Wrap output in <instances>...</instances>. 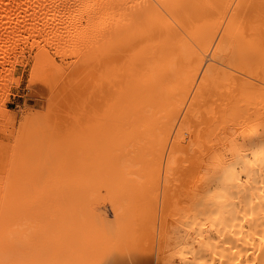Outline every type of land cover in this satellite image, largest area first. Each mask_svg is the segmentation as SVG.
Segmentation results:
<instances>
[{"label": "bare ground", "instance_id": "6f19581e", "mask_svg": "<svg viewBox=\"0 0 264 264\" xmlns=\"http://www.w3.org/2000/svg\"><path fill=\"white\" fill-rule=\"evenodd\" d=\"M26 50L34 52L33 72L42 63L51 64L52 53L61 60L72 57L67 65L83 73L86 80L79 79L86 81L85 88L79 73L74 74L75 86L88 94L69 85L75 96H65L66 90L61 96L77 101L85 95L80 108L68 101L79 109H71L74 115L67 111L72 120L66 116L72 129H79L72 131L77 136L68 132L71 126L62 128L71 141L78 137L77 144L60 136L61 129L51 126L47 135L42 124L37 126L44 119L54 120L53 125L62 120L60 110L69 109L67 101L64 108L56 106L61 115L50 110L54 116L36 126L4 134L9 123L2 121L10 115L4 100L10 85L21 81L12 73L16 65L27 63ZM199 136L208 138L209 145L198 144L193 157L200 158L205 172H195L191 186L174 195L186 201L174 239L176 259L179 264H264V0H0V264H148L151 255L139 240L143 229L141 236L131 234L136 238L122 233L125 210L135 201L129 198L134 180L162 181L166 191L176 166V172L185 170L176 165L179 152H186L184 143ZM72 149L71 158L77 154L79 160L71 173ZM37 162L49 172L59 166L57 173L69 164L64 174L76 172L79 178L73 176L72 182L69 176V183L61 178L67 188L58 182L60 192H50L58 196L50 200L47 191L50 201L40 200L28 174ZM44 177L42 183L59 179ZM70 183L75 184L71 194ZM101 193L108 196L117 232L104 210H93L99 198L93 194ZM165 198L159 199L161 205ZM137 199L138 205H152ZM44 203L54 210L62 204L69 208L59 210L63 222L53 213L62 224L49 215L57 229L48 226L53 223L41 208ZM76 211L79 217L86 215L84 222L82 217L76 221Z\"/></svg>", "mask_w": 264, "mask_h": 264}, {"label": "rangeland", "instance_id": "374dc122", "mask_svg": "<svg viewBox=\"0 0 264 264\" xmlns=\"http://www.w3.org/2000/svg\"><path fill=\"white\" fill-rule=\"evenodd\" d=\"M28 50H26V52L24 53V59H25V61H27V63L26 64H24V67H23V64H18V65H16L15 67H14V70H13V73H12V77L13 78H17V77H20L21 78V81H19L18 82V84L16 83L17 81H16V79H13V82L15 83V84H17L16 86L13 84V85H10V87H9V89H8V91H9V94H8V92H7V95H6V97H5V100H4V105H3V107H5L4 109L5 110H7V112L8 113H10V115H9V117H7L4 121H2L4 124H2V125H5L6 123V125H8V123H9V125H8V127L5 129V127H4V134L5 135H8L10 132H11V134H12V136L14 135V134H16V133H18V131L20 132V131H23V130H20V129H22V126H24V125H26V127H25V130L28 128L29 129V127L31 126H33L32 124H35L34 126H36V123L39 121V120H43L44 118H45V116L47 117V116H50V115H52L51 117H53L54 115L53 114H50V113H52V112H54V114L57 112L58 114L60 113V111H63V112H61V113H65V114H63L62 116V120H59V122H61L60 124H63L62 126L60 125V124H58V123H55L54 125H53V121L54 120H51L52 118L51 117H48V118H51L50 120L52 121V124L51 123H49L48 122V120L49 119H44L45 120V122H44V120L41 122H38L37 123V126H40L39 125V123L40 124H42L40 127H42L43 126V129H44V131H43V133H46L47 135H48V133L49 132H51V131H53L52 129L53 128H51V126L53 127L54 126V129H56V130H58V129H61L62 130V128H66V129H68V127L69 126H71V127H69L70 129L68 130V132H70L71 131V134H73L74 136H77V134L75 135V133H73V132H77L78 130L77 129H72L73 127H74V125H69L70 124V122H68V118H70L72 115L70 114V117H69V113L67 114V111L69 112V110H70V112H71V109H73L72 108V106H70L69 107V105H70V103L68 102V101H70L71 100V103L72 102H75L74 104H73V106H77L78 105V107L81 105V101L80 100H85V95L86 94H88L86 91H85V89H83V88H85V84H86V81H84V82H82V80L83 79H85V77H84V75H83V77H82V72L80 71V70H74L75 69V67L73 68L72 66H68L67 65V63L69 64V62H72L73 60V58L72 57H70L69 58V56H67V57H65L63 60H65V61H63V60H61L60 59V57L59 56H56V55H54V54H52V53H50V59H51V64H49V63H42L41 64V66H39L40 68H37L36 69V71H34L33 72V66H34V63L36 62V60H35V58H34V52H30V54H29V51L27 52ZM53 55V56H52ZM31 56H33V58L31 57ZM27 57V58H26ZM70 60H69V59ZM32 59H33V61H32ZM32 61V62H31ZM69 61V62H68ZM67 62V63H66ZM32 64V66H30ZM64 64V65H63ZM29 65V66H28ZM67 65V66H66ZM43 66V67H42ZM26 67V68H25ZM42 68V72H41V70H39V69H41ZM49 68V69H48ZM23 69V70H22ZM60 69V70H59ZM47 70V71H46ZM38 71H40L41 72V74L38 72ZM55 71V72H54ZM58 71H60V72H58ZM74 73H73V72ZM76 71V72H75ZM40 74L39 76L40 77H37L38 76V74ZM75 73H79V74H77V78L79 79V78H83L82 80L81 79H79V84H80V86H82L83 84H84V86H83V88H81L80 86L78 87L79 89H77L76 90V86H78L79 84H78V82L76 83L74 80H78L77 78L75 79ZM34 74V75H33ZM71 74H73V79H72V81H74L75 83H73V82H71V80L69 79L70 77H72V75ZM78 75H80L79 77H78ZM31 77H34L33 78V81L35 82H29L28 80L31 78ZM37 77V78H36ZM54 77V78H53ZM39 78H41L40 80H39ZM49 79V80H48ZM53 79V80H52ZM58 79H59V81H58ZM62 79V80H61ZM46 80H47V82H46ZM68 80L71 82H68ZM86 80V79H85ZM37 81H40L39 82V84H37ZM50 81H52L51 83H50ZM66 81L68 82V83H66ZM80 81H81V83H80ZM27 82V83H26ZM28 82H29V84H28ZM34 83V85H33V87H32V84ZM49 83V84H48ZM27 84H28V86H27ZM42 84V85H41ZM68 84V85H67ZM73 84V85H72ZM78 84V85H77ZM46 85V86H45ZM51 87H50V86ZM67 85V86H66ZM69 85L71 86V87H74L75 85V91L74 92H76L77 91V93H78V91H79V93L78 94H83L84 92L83 91H85L86 92V94L85 95H83V98L81 97H79V100H77L76 101V98L75 97H72L73 99H70L69 100V98H66L65 97V100H62V99H64V96H63V94H64V92H65V90L66 91H68V93L67 92H65V96H67V97H70V95L72 96V94H73V96H75L74 94H76V93H72L73 92V90L71 89V87H69ZM31 86V87H30ZM39 87H40V89H39ZM44 88V89H42V88ZM49 87H50V89H49ZM56 87V88H55ZM88 87V86H87ZM31 88V89H30ZM34 88V89H33ZM68 90H67V89ZM70 88V89H69ZM52 89V90H51ZM81 89H82V91H81ZM30 90H33V91H30ZM44 90V91H43ZM51 92H50V91ZM88 91H89V87H88V89H87ZM46 91V92H45ZM72 91V92H71ZM35 92V93H34ZM72 93V94H70V93ZM44 93H46V94H44ZM68 94V95H67ZM63 98H62V97ZM78 96H80V95H78ZM77 96V97H78ZM59 98V99H58ZM62 98V99H61ZM74 98H75V101H72V100H74ZM67 99V100H66ZM78 99V98H77ZM48 100V101H47ZM60 100V101H59ZM62 101H63V103H62ZM64 101H67V103L66 102H64ZM52 102V103H51ZM60 102H61V104H60ZM68 105H66V104ZM80 103V104H79ZM47 104V105H46ZM54 104V105H53ZM64 104V105H63ZM29 106V107H28ZM56 106H60L61 108L63 107H65V106H67L68 108V110H66L65 108V110L64 109H61V108H58V110L59 109H61L60 111H56ZM82 106V105H81ZM41 107V108H40ZM54 108H55V110H54ZM75 108H77V107H74V109L72 110V111H74V112H76V111H78L77 109L75 110ZM80 108V107H79ZM35 109V110H34ZM48 109V110H47ZM52 111V112H50L49 113V111ZM30 111V112H29ZM47 111V112H46ZM56 111V112H55ZM65 111V112H64ZM34 112H35V114H34ZM40 112V113H39ZM25 113V114H24ZM56 113V114H57ZM61 113L59 114V115H61ZM72 113V112H71ZM77 113V112H76ZM34 114V115H33ZM37 114H39V115H37ZM44 114V115H43ZM46 114H49V115H46ZM73 115H74V113H72ZM13 116V120L11 119L12 118V116ZM27 115V116H26ZM29 115V116H28ZM30 115L32 116V117H30ZM43 116V117H41V116ZM15 116V117H14ZM25 116V118L23 119V117ZM66 116H68L67 117V119H66ZM27 117H29V118H27ZM41 117V118H40ZM16 118V119H15ZM30 119V120H27V119ZM9 119V120H8ZM15 119V120H14ZM23 119V120H22ZM33 119H34V123H33ZM71 120H72V117L70 118ZM28 121V123L30 124H28V123H24V121ZM15 121V122H14ZM19 121V122H18ZM21 121V122H20ZM37 121V122H36ZM46 121L48 122V123H46ZM31 122V123H30ZM11 123H15V126H13V127H15L14 128V130H13V128L12 127H10V124ZM68 123V124H67ZM22 124V125H21ZM51 124V125H50ZM66 124V125H65ZM13 125V124H12ZM20 125V126H19ZM46 126H48V127H46ZM73 126V127H72ZM18 127V128H17ZM44 127H46V129L44 128ZM55 127H57V128H55ZM2 128H3V126H2ZM9 128H11L10 130H9ZM75 128V127H74ZM8 129V130H7ZM65 129V130H66ZM74 130V131H73ZM8 131V132H7ZM16 133H15V132ZM48 131V132H47ZM73 131V132H72ZM65 131L64 130H62V133H64ZM67 132V131H66ZM66 133L67 134V136H66V134L64 133V135H62V134H60L59 133V131L57 132V133H59V135L60 136H64V138H67V140L66 141H68L69 143H73L74 142V144L76 143H78V141H79V139H78V137L77 138H75L76 140H78L77 142H75V141H71V136L69 135L70 133ZM8 133V134H7ZM42 133V134H43ZM55 133V132H54ZM56 134V133H55ZM72 135V136H73ZM66 136V137H65ZM90 136L88 135V138H89ZM200 138V140L198 139V137H196V138H192L193 140L192 141H194L193 143L194 144H192V141L189 143H184V146H185V148H186V152H182V153H184V155H182L180 152H179V155H178V161H177V164L176 165H179L178 163H180V165H182V166H180V168H182V170L183 169H185V170H183V172L181 173V172H176L175 170H176V168H177V166H176V168L173 170V172H172V177L173 176H177L178 178H180V180H176L175 181V177H173V178H171L170 179V183H167V189H166V191L164 190V189H162L163 187H164V183L162 182V181H159V180H156L155 182H147L148 180H146L147 179V177L145 178V177H140V178H137L136 180H134V182H135V186H134V188L132 189V192H131V195L132 196H130L129 198H131V199H133V200H135L134 202H133V205H132V203H129L130 204V207H131V205H132V207L130 208V207H127V209L125 210L126 211V213L127 214H125V217H124V228H122V233L124 234V235H126L127 236V232H128V234L130 233V235H129V237L131 236L132 238H136V236L135 235H140V232H141V230L143 229H145V231H148L149 233H150V235H149V233L148 232H145V231H143L142 230V232H144L143 234L141 233V239H139L140 238V236H139V238H137V239H139L140 240V242H142L141 243V245H143L144 246V252L146 251L147 253L149 252L150 254L149 255H151V257L149 258V261H148V264H179V262H178V259H176L177 257H176V255H175V248L176 247H174V245H175V237L178 235V233H177V226H178V223H179V217H180V212L182 211V209H184L185 207H186V205H185V203H186V201L183 199V198H181V197H178L177 195L179 194V192H185V190H187V188H189L190 186H191V177H192V175H194L195 174V172H197V173H204L205 172V170H204V164H203V162H201L200 161V158L199 157H196V156H194L193 157V155H194V153L196 152L197 153V151H199L198 149L201 147H197L198 146V144L200 145V144H202V142H203V145H202V147L203 146H205V145H209V143L207 142L208 141V138H202L201 136H199ZM74 138V137H73ZM87 137H86V139H88ZM202 138V139H201ZM92 139V137L91 138H89V141ZM206 139V140H205ZM72 140H74V139H72ZM187 141V140H186ZM185 141V142H186ZM199 141V142H198ZM195 143H197V144H195ZM189 144H191V145H189ZM205 144V145H204ZM188 145V146H187ZM194 148H193V147ZM192 147V148H191ZM195 147H197V150H196V148ZM191 148V149H190ZM196 151H195V150ZM194 150V151H193ZM72 151H73V149L72 150H70V154H69V157H70V159H71V161H73L72 159L74 158V157H76V158H74V163L75 164H73V162H69V164H72V166H71V169H70V172H71V170H73L74 168H76L77 166H76V164L78 163V160H79V157H77V154H75L74 155V157H72L71 158V156L70 155H72V154H74L76 151L74 150L73 152L74 153H72ZM220 151H224V149H222V148H220ZM181 155V156H180ZM191 156V159L193 160V163L195 164V165H192V161L189 159V157ZM65 156H68V154L67 155H65ZM64 156V157H65ZM73 156V155H72ZM186 156V157H185ZM198 156V155H197ZM63 157V156H62ZM68 157V158H69ZM182 157V158H181ZM193 157V158H192ZM67 158V157H66ZM78 158V159H77ZM183 158L184 159H189L190 161H191V164L188 162H186L185 160H183ZM199 158V159H198ZM41 160V157L39 158V160H38V162ZM62 160V159H61ZM63 160H64V158H63ZM62 160V162H64V161H66V160H64L63 161ZM69 160V159H68ZM68 160L66 161L67 163H68ZM179 160H180V162H179ZM36 163V165L33 167V171H30V172H28V174H30V183L31 184H33L34 185V189H35V192L39 195H37L38 197H40L39 199L40 200H44V198H47L49 195H47V191H49V193L51 192H53V194H56V193H54L55 192V190H58V187H60V185H61V187L63 186L64 188L66 187V185L69 183V176H68V174L66 175V173L64 174V172H66L65 171V168H66V170L68 169V165H67V163L65 162V164L64 165H62L61 167H65L66 165V167L63 169L62 168V170L64 171H62V170H60V171H62V172H60L61 173V175H62V177H60L61 175H60V173H57V172H59V166H57L58 167V170L57 171H55V169H57L56 168V165H55V167H54V165L52 166V168H53V170L55 171V173H57V175H58V177H59V179L57 180H54V182H56V183H48L47 181H44V179H43V181H44V183H42V178L44 177V178H48L49 176L47 175L48 173H49V175H50V177L47 179L48 181H49V179L51 178V181H52V176H56L57 177V175H55L53 172H51V171H53V170H50V172L49 171H47V170H44V167L42 168V166H41V163ZM185 164V165H184ZM197 164H198V166H197ZM75 165V166H74ZM189 165H191V166H189ZM36 167V168H35ZM73 167V168H72ZM186 167L188 168V169H186ZM190 168V169H189ZM35 169V170H34ZM38 169V170H37ZM41 169V170H40ZM189 170V171H188ZM192 170V171H191ZM199 170V171H198ZM35 171H37V173L35 172ZM38 171H40V172H38ZM43 171V172H42ZM68 171V170H67ZM176 173H175V172ZM32 172H35V173H32ZM42 172V175L40 174ZM45 172H46V175H45ZM48 172V173H47ZM189 172H191V173H189ZM52 173H53V175H52ZM72 173V172H71ZM75 173V175H73V176H75L74 178H77V180H78V178L79 177H77V173L76 172H74ZM34 174V176L32 177V175ZM37 174V175H36ZM64 174V175H63ZM174 174V175H173ZM40 175V176H39ZM60 175V176H59ZM66 175V176H65ZM42 176V177H41ZM73 176H70V181H72V182H74L75 181V179L74 180H72V177ZM78 176H79V174H78ZM27 177H28V175H27ZM35 177V178H34ZM36 177H37V179H36ZM41 177V178H40ZM56 177H54V178H56ZM183 177V178H182ZM61 178L63 179H66L67 180V178H68V183H67V181L66 180H64V182H66V183H62L63 181L61 180ZM32 179H34L33 181H32ZM38 179H40V180H38ZM45 179V180H46ZM139 179V180H138ZM37 180L38 181H41V183H37ZM143 180V181H142ZM145 180V181H144ZM185 182H184V181ZM32 181V182H31ZM175 181V182H174ZM182 183H181V182ZM46 182H47V184H46ZM50 182V181H49ZM58 182H61L60 183V185H58L59 183ZM158 182H160L159 184H161L160 186H159V184H158ZM76 183V182H75ZM77 183H78V181H77ZM152 183H154L155 185L153 186V184ZM184 183V184H183ZM189 183V184H188ZM44 184H46V186H44V187H47V185H49L48 186V190H47V188H44L43 187V185ZM54 185V186H52V187H50V185ZM57 184V185H56ZM66 184V185H65ZM71 184V183H70ZM157 184V185H156ZM173 184L175 185V187L173 186ZM181 184V186L179 187V185ZM183 184V185H182ZM72 185H74L75 186V184H71V188H69L68 189V191H70V190H72ZM76 185H78V184H76ZM171 185V186H170ZM190 185V186H189ZM42 186V187H41ZM163 186V187H162ZM170 186V187H169ZM178 186V187H177ZM38 187V188H37ZM56 188V189H54V188ZM161 187V188H160ZM168 187H169V189H168ZM173 187L175 188V189H173ZM42 188H43V190H42ZM63 188V189H64ZM67 188V187H66ZM65 188V189H66ZM76 188V187H75ZM149 188V189H148ZM42 190L43 192H41V193H39V191L38 190ZM54 189V191H52V190ZM62 189V188H61ZM74 189V188H73ZM76 189H78V188H76ZM160 189L161 190H163L165 193H164V195L165 196H162L163 195V191L161 192L160 191ZM38 192H37V191ZM44 190L46 191L45 193H44ZM51 190V191H50ZM136 190H137V192H136ZM155 190V191H154ZM169 190H172V191H169ZM177 190H179V192H176ZM59 192H60V189L58 190ZM73 191V190H72ZM174 191V192H173ZM57 192V191H56ZM66 192H67V190H66ZM135 192V193H134ZM140 192H142V193H140ZM172 192V193H171ZM48 193V194H49ZM51 193H50V196H51V198L50 197H48V199H45L44 201H46V200H48V202L53 198V199H55V197L56 196H58V195H54V197H52L53 196V194L51 195ZM62 193H64V195H65V192H63L62 191ZM61 193V194H62ZM162 193V194H161ZM60 193H59V195H61ZM68 194V193H67ZM70 194H71V191H70ZM69 194V195H70ZM74 194H79V192L77 191L76 193H74V192H72V195H74ZM137 194V195H136ZM160 196H159V195ZM175 194H177L176 196H174ZM46 195V196H45ZM68 195V196H69ZM71 195V198L73 197ZM94 196H97L98 195V200H96V201H94L95 203H94V205H93V210H96L95 211V213L98 211H100V210H104L105 211V215H106V218H105V220L107 219V218H109L108 220V222H109V224H112L113 225V231H114V228H116L114 225H116V224H114V220H115V218H112V216H113V214H112V211H113V209H112V207L110 206V203H109V199L107 198L108 196H106V198H105V196H104V193L102 194H93ZM103 195V196H102ZM146 195V196H145ZM169 197H168V196ZM36 196V199L38 198ZM61 196H63V195H61ZM60 196V197H61ZM67 196V195H66ZM159 196V197H158ZM74 197H76V195L74 196ZM73 197V198H74ZM146 198V200H148L152 205H145V204H142L143 203V201H142V203L141 204H139L138 205V201L136 202V200H138L137 198ZM166 197V198H165ZM176 197V198H175ZM49 198H50V200H49ZM163 198H165V200L164 201H162V203H163V205H161L159 202H160V200L161 199H163ZM57 199H58V197H57ZM55 200V201H58V200ZM63 199V198H62ZM62 199H61V201H62ZM69 199H70V197H69ZM76 199V198H75ZM74 199V200H75ZM160 199V200H159ZM178 199V200H177ZM66 200V199H65ZM63 201L64 203L65 202H67V201ZM71 201H72V199H70ZM70 200H68L69 201V203H70V205H68L69 203L67 202V204H65V205H68V207L69 206H71V201ZM107 200V201H106ZM182 200H183V202H182ZM61 201H59V203L61 204L62 202ZM140 201V200H139ZM156 201H158V202H156ZM99 202V203H98ZM141 202V201H140ZM139 202V203H140ZM52 203V202H51ZM59 203H58V206H59ZM73 203V202H72ZM76 203H77V201H76ZM124 203H126V202H124ZM137 203V204H136ZM157 203H158V205H157ZM183 204V206H182V204ZM52 204H55L56 205V203H52ZM52 204H50V203H48V204H46V203H44L43 204V206L44 207H41L42 209L44 208L46 211H47V214H48V216L49 215H52L53 213H56V215H57V212L59 213V210H61L62 211V208L65 206L64 204H62V205H64L63 207H62V205L58 208V209H53V208H56V207H51V206H53ZM97 204V205H96ZM159 204H160V206H159ZM180 204H181V206H180ZM31 205H33V204H31ZM30 205V206H31ZM74 205V204H73ZM125 205V204H124ZM127 205V204H126ZM156 205H157V207H156ZM35 206V205H34ZM40 206H42V205H40ZM146 206H148V208L146 207ZM159 206V207H158ZM67 207V206H66ZM74 207V206H73ZM97 207V208H96ZM99 207H100V209H99ZM184 207V208H183ZM50 208V209H49ZM52 208V209H51ZM95 208V209H94ZM159 210H158V209ZM178 208V209H177ZM43 209V210H44ZM63 209H65L64 211H67L68 212V210H69V208H67L68 210H66V208H63ZM154 209V210H153ZM49 210H53V212H51V214H49L50 212H49ZM109 210V211H108ZM128 210V211H127ZM134 210V211H133ZM181 210V211H180ZM60 211V212H61ZM73 211H75V210H72V212ZM78 211V210H77ZM75 212V214L77 215V220L76 221H78L79 219L78 218H80V217H82V218H80L81 219V223L82 222H84V218L86 219V215L84 216V215H82V214H80V217L78 216V212ZM79 211H80V209H79ZM158 211V212H157ZM63 212V211H62ZM61 212V213H62ZM132 212H135L134 213V216H133V213ZM130 213V214H129ZM132 213V214H131ZM158 213V214H157ZM46 214V215H47ZM64 214V213H63ZM66 214H68V213H66ZM74 214V215H75ZM84 214V213H83ZM54 215L55 214H53V216L52 217H54ZM59 215L60 216H58L57 218L59 219V217L61 218L60 220L62 221V217H63V215L62 214H60L59 213ZM70 215V214H69ZM127 215H129V218H128V216ZM156 215V216H155ZM71 216H72V214H71ZM83 216H84V218H83ZM108 216V217H107ZM126 216H127V218H126ZM52 217L51 216H49V218H50V221H51V219H52ZM65 217V216H64ZM67 217V216H66ZM65 217V218H66ZM73 217V216H72ZM114 217V216H113ZM135 217V218H134ZM56 217H54V219H53V221H55L56 219H55ZM74 218V217H73ZM112 218V219H111ZM126 218V219H125ZM68 219V218H67ZM135 219V220H134ZM74 220H75V218H74ZM131 220V221H130ZM157 220V221H156ZM64 221V220H63ZM62 221V222H63ZM86 221V220H85ZM88 221V220H87ZM155 223V224H152L153 222ZM178 221V222H177ZM52 222V221H51ZM50 222V223H51ZM79 222H80V220H79ZM91 222H93V219L91 220ZM111 222V223H110ZM131 223V224H129L128 225V223ZM48 223H49V220H48ZM53 224H50V225H48L47 224V222H46V224L48 225V226H55V227H53V228H55V229H57L56 228V226H58L59 224H62L61 222L60 223H58V220H56V223H58V225L57 224H54L55 222H52ZM86 223V222H85ZM87 223H89V222H87ZM116 223V222H115ZM77 224H78V222H77ZM90 224V223H89ZM47 225H45V226H47ZM130 225H131V230H132V232H131V230H130ZM155 225V227L156 228H154L153 226ZM158 225V226H157ZM166 225V226H165ZM165 227V228H164ZM50 228V227H49ZM52 228V227H51ZM52 228V229H53ZM136 228H137V230H136ZM158 228V229H157ZM163 228V229H162ZM54 229V230H55ZM134 229V230H133ZM140 230V231H139ZM157 230V231H156ZM159 230V231H158ZM59 231V230H58ZM118 231V228H116V232ZM124 231V232H123ZM126 231V232H125ZM165 231V232H164ZM56 232V231H55ZM54 231H52L51 230V234H56ZM115 232V233H116ZM137 232V234H135ZM158 232V233H157ZM133 233L135 234L134 236H132L133 235ZM145 233H147V236L149 237V239L147 238V236H145L146 234ZM132 234V235H131ZM145 234V235H144ZM171 235V236H170ZM92 237V236H91ZM95 239H96V237H98V233H97V236H96V234H95ZM94 237H92L93 239H94ZM128 237V236H127ZM130 237V238H131ZM138 237V236H137ZM143 238V239H142ZM147 238V239H146ZM94 239V240H95ZM93 242H95V241H93ZM97 242V241H96ZM148 243V244H147ZM94 244V243H93ZM156 247H155V246ZM152 248V249H151ZM149 250V251H148ZM125 252V251H124ZM158 252V253H157ZM155 254H156V256H155ZM157 257H159L158 258V261H157ZM151 261V262H150ZM156 261H157V263H156ZM154 262V263H153Z\"/></svg>", "mask_w": 264, "mask_h": 264}]
</instances>
